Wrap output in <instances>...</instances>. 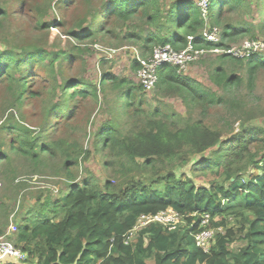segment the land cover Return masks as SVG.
I'll use <instances>...</instances> for the list:
<instances>
[{
    "label": "trees",
    "instance_id": "obj_1",
    "mask_svg": "<svg viewBox=\"0 0 264 264\" xmlns=\"http://www.w3.org/2000/svg\"><path fill=\"white\" fill-rule=\"evenodd\" d=\"M93 2L96 8L90 11ZM19 5L37 17L34 29L60 28L77 43L58 51L36 42L0 50V85L13 95L19 111L27 96H38L28 91L36 70L43 71L51 84L47 96L56 98L44 108L39 128L24 117L0 124L1 191L17 198L24 189L13 168L18 159L31 167L33 175L46 164L58 165L56 171L66 182L59 197L51 191L42 193L29 217L17 225L12 242L27 260L3 264H264V131L243 125L236 134L230 119L207 121L220 107L233 115L244 114L241 92L255 90L264 56H218L209 71L218 92L203 89L171 65L162 66L157 96L179 97L190 113L200 110L199 118L149 107L137 97L141 87H131L112 73L104 72L97 85L74 72L84 61L82 54L90 51L86 41L100 37L108 46L135 47L142 58L160 46L182 50L191 43L210 50L226 48L240 38L255 39L256 25L244 19L252 10L250 1L210 0L205 17L193 0H14L11 13L0 8V33L10 15L20 12ZM49 11L80 16L72 22L64 17L60 23L46 21ZM260 16L264 34V10ZM206 25L221 29V43L201 39ZM134 65L139 69L138 62ZM239 68H244L243 75ZM110 89L118 109L124 110H118L115 119L125 114L126 120L103 125L93 143V150L107 158L104 167L110 179L101 184L86 174L79 182V170L92 152L59 134L66 133L67 123L83 126L79 119L87 108L106 99ZM194 179H207V185L199 186ZM7 207L0 203V236L9 226ZM168 209L179 213L187 225L173 231L150 225L138 230L130 243L142 216ZM204 215L210 217L206 228L215 230L208 252L194 237L205 229ZM229 218L237 227L228 228ZM221 228L225 233L218 231ZM238 240L240 248L232 250Z\"/></svg>",
    "mask_w": 264,
    "mask_h": 264
},
{
    "label": "rangeland",
    "instance_id": "obj_2",
    "mask_svg": "<svg viewBox=\"0 0 264 264\" xmlns=\"http://www.w3.org/2000/svg\"><path fill=\"white\" fill-rule=\"evenodd\" d=\"M197 5L200 0H193ZM251 3L252 10L245 14L244 19L249 22H253L256 25V37L251 39L250 37L240 38L237 41L232 42L228 47H235L237 51H242L247 55H250L252 50H243V45L246 42L254 41L256 43L264 42V34L260 33L259 24L262 17L260 11L264 10V0H248ZM14 0H0V8H6L11 13L13 9L11 5ZM20 6V5H19ZM53 4V9H54ZM19 13L14 12L10 15V22L7 21L0 33V50L12 47H18L23 42L28 44L30 42H36L44 45L49 50L58 51L60 49H69L71 45L77 43L74 39L70 40L60 28L56 30H50L49 32H41L34 27L37 25V17L35 18L29 14L26 10H23L24 6H20ZM70 7V6H68ZM66 7V8H68ZM96 8L93 2L90 5V11ZM94 12H91V14ZM80 16L78 12L67 11L65 14H57L54 11H49V15L44 18L46 21L61 22L60 19L63 17L68 19L70 22L76 20ZM46 21L42 23H46ZM6 33V34H5ZM47 36V38H46ZM222 41V40H221ZM251 43V42H249ZM90 51H85L82 54L84 57L83 62L77 63L74 72L79 73L77 78H84L90 82L100 83L101 77L104 72H109L116 75L119 79H125L130 82L131 87L136 89L139 86L138 81V68L134 65L135 56L133 50L135 47L131 46H119L116 47L108 46L103 38L100 37L93 42L86 41ZM98 47H102L104 50H117V54L112 55L110 59L106 58L104 50ZM85 45L82 46L84 48ZM96 47V48H95ZM20 49L23 47H19ZM87 48V49H88ZM137 50V49H136ZM218 54L207 55L200 63L192 66L188 71L187 76L194 79L198 84L206 90L218 92V89L212 83L209 78V71L213 67L214 63L218 58ZM103 58L108 60L104 61ZM238 72L244 74V68H239ZM255 90L252 93H247L244 90L241 92L243 100L244 114L241 112L238 114H231L227 108L220 107L216 109L212 116L208 118L210 120L221 121L222 117L226 120L233 122L232 128L233 133H239L243 125L246 127H254L259 131H264V71H259L256 75ZM51 86L48 78L43 74V71H34L29 78L30 93H38V96L31 97L27 96L25 100V108L19 111L14 105L15 98L13 95L6 91L5 85H0V124L7 119H15L21 122V118L27 121V123L34 127L39 128L42 120V113L45 107H49L53 99L51 95L47 96V89ZM137 97L143 98L149 107H162L166 112L183 116L185 118L194 116L195 118L200 117V110L191 112L183 103L182 99L176 96L165 95L157 96L156 89L152 92H144L142 89L136 91ZM102 97V95H101ZM56 102V100H54ZM118 104H116L115 92L108 91L106 99L102 97L101 103L98 105H91L87 108L85 115H83L79 122L82 121L83 126H76L77 123H67L66 133L62 130L59 134L64 136L68 141L78 142L86 150L91 151L92 155L88 162L82 164L79 173L77 175L78 181H82L85 175L96 176L101 184H105L110 179V172L104 167V163L107 158L102 153L93 150L94 137L96 132L105 124H108L115 119L118 112ZM124 110L120 109L122 113ZM191 114V115H190ZM247 115H249L247 117ZM126 120L125 114L118 116V123H123ZM78 122V123H79ZM230 122V123H231ZM27 126V125H26ZM227 131V130H225ZM232 131V130H231ZM47 133H50L48 130ZM256 149V148H254ZM257 150V149H256ZM209 154V152H208ZM207 155V154H206ZM209 156V155H207ZM202 159L201 157H197ZM13 168L16 175H19L18 179L25 185L24 189L19 193L18 197L15 198L8 191H1L0 183V203L5 206L8 205L9 210V230L11 235L6 237V240L13 241L15 239V231L17 225L22 223L23 219L28 218V213L33 209L36 199L42 195V193H48L51 191V195L59 197V192L66 187L65 179L57 173L56 168L58 165L52 163L46 164L42 167L41 171L37 175L31 174V167L23 163L20 159L13 163ZM199 186L207 185V179H194ZM4 213V212H3ZM206 215L203 216V218ZM185 223L177 225L175 229L184 227ZM236 226L237 223L234 219L228 220V228ZM141 229H139L140 231ZM135 230L130 235V243L135 239L137 235ZM218 231L225 233L224 229H218ZM217 232V231H216ZM13 243V242H12ZM241 243L236 241L231 245L232 250H238Z\"/></svg>",
    "mask_w": 264,
    "mask_h": 264
},
{
    "label": "built area",
    "instance_id": "obj_3",
    "mask_svg": "<svg viewBox=\"0 0 264 264\" xmlns=\"http://www.w3.org/2000/svg\"><path fill=\"white\" fill-rule=\"evenodd\" d=\"M198 6L203 15L206 17L209 12L210 0H200ZM201 39L210 43L219 44L222 40V31L218 27L206 25ZM192 40L193 38H191V41ZM249 42H246L243 45V50H252L250 55L242 53V51H237L235 47L209 50L205 48H195L191 43L187 46V48L182 50H175L170 45L156 47L153 51V55L148 58H142L136 49H134L136 53V60L140 66L137 73L139 85L144 92L148 93L154 91L158 83L159 69L167 64L176 68L178 74L185 75L196 62L204 59L209 54H218L219 56L230 55L237 59H246L251 57L253 54L264 55V42ZM96 47L104 50L102 47ZM103 54H106L107 58H111L112 55L117 54V50H104ZM209 218V215H206L203 218L201 221V227L205 229L194 236L197 245L204 249L205 252L209 251L215 237V230L206 228L209 223ZM182 223L183 217L176 211L168 209L156 215L142 216L139 219L135 230L143 229L155 224L173 231L177 225ZM5 259L24 263L27 260V255L21 249L16 248L13 243L6 240V236L3 235L0 236V264H3Z\"/></svg>",
    "mask_w": 264,
    "mask_h": 264
},
{
    "label": "crops",
    "instance_id": "obj_4",
    "mask_svg": "<svg viewBox=\"0 0 264 264\" xmlns=\"http://www.w3.org/2000/svg\"><path fill=\"white\" fill-rule=\"evenodd\" d=\"M133 53H134V56H135V61L137 62V60H136V53H135V51L133 50ZM107 58V57H106ZM105 58H103V60H104ZM108 59H110V58H108ZM110 60H112V59H110ZM18 228V227H17ZM17 228H16V231H15V233H14V235L16 234V232H17ZM6 237H8V236H10L11 235V231L9 230V226H8V228L6 229V232H5V234H4ZM5 262H14L13 260H10V259H5L4 260V262L3 263H5Z\"/></svg>",
    "mask_w": 264,
    "mask_h": 264
},
{
    "label": "bare ground",
    "instance_id": "obj_5",
    "mask_svg": "<svg viewBox=\"0 0 264 264\" xmlns=\"http://www.w3.org/2000/svg\"><path fill=\"white\" fill-rule=\"evenodd\" d=\"M253 55H255V54H253ZM259 55V54H258ZM264 56V55H263Z\"/></svg>",
    "mask_w": 264,
    "mask_h": 264
}]
</instances>
